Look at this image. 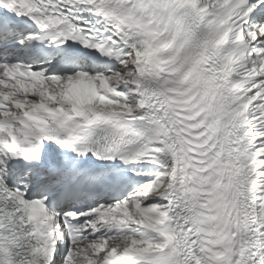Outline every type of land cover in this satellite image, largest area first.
I'll use <instances>...</instances> for the list:
<instances>
[{
  "label": "snow or ice",
  "instance_id": "1",
  "mask_svg": "<svg viewBox=\"0 0 264 264\" xmlns=\"http://www.w3.org/2000/svg\"><path fill=\"white\" fill-rule=\"evenodd\" d=\"M0 264H264V0H0Z\"/></svg>",
  "mask_w": 264,
  "mask_h": 264
}]
</instances>
